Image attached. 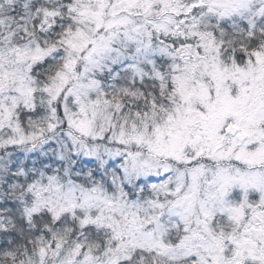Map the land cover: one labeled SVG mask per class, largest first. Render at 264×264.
I'll return each instance as SVG.
<instances>
[{"label": "snow or ice", "instance_id": "obj_1", "mask_svg": "<svg viewBox=\"0 0 264 264\" xmlns=\"http://www.w3.org/2000/svg\"><path fill=\"white\" fill-rule=\"evenodd\" d=\"M0 264H264V0H0Z\"/></svg>", "mask_w": 264, "mask_h": 264}]
</instances>
